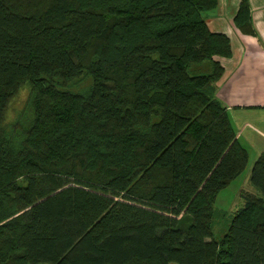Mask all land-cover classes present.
<instances>
[{
    "label": "trees",
    "instance_id": "trees-1",
    "mask_svg": "<svg viewBox=\"0 0 264 264\" xmlns=\"http://www.w3.org/2000/svg\"><path fill=\"white\" fill-rule=\"evenodd\" d=\"M217 3L0 0V264H264V153L258 193L231 218L215 206L248 164L216 94L232 54L204 16ZM234 24L256 35L248 0ZM26 82L15 143L1 125Z\"/></svg>",
    "mask_w": 264,
    "mask_h": 264
},
{
    "label": "crops",
    "instance_id": "crops-1",
    "mask_svg": "<svg viewBox=\"0 0 264 264\" xmlns=\"http://www.w3.org/2000/svg\"><path fill=\"white\" fill-rule=\"evenodd\" d=\"M240 1L218 0L204 16L212 32L230 39L231 56L216 57L224 68L216 94L226 107L236 139L248 152L244 170L249 166L244 174L248 182L253 164L264 153V0H248L256 35L244 34L234 24ZM243 191L248 190L241 189L240 194Z\"/></svg>",
    "mask_w": 264,
    "mask_h": 264
},
{
    "label": "rangeland",
    "instance_id": "rangeland-1",
    "mask_svg": "<svg viewBox=\"0 0 264 264\" xmlns=\"http://www.w3.org/2000/svg\"><path fill=\"white\" fill-rule=\"evenodd\" d=\"M190 73L198 72H195L194 68H192L190 69ZM91 85V77L84 74L72 82L67 89L74 93H85L88 91ZM31 89L32 87L30 83H24L10 98L5 108L1 132L8 136V138L12 139L15 143L19 142L23 138L25 131L31 126L34 119V107L31 101ZM248 170L249 166L246 171ZM245 172L236 181H233L228 187L222 189L215 202L216 208L225 211L230 218L234 212L244 204V201L240 195L241 189L258 193L249 181L245 182ZM19 183L22 184L23 181L21 180ZM224 229V220L218 219L214 225L215 236H218L220 231H223ZM170 264L176 263L171 262Z\"/></svg>",
    "mask_w": 264,
    "mask_h": 264
}]
</instances>
